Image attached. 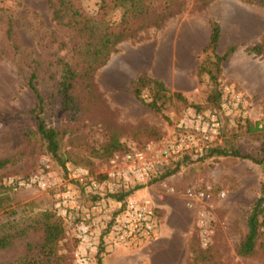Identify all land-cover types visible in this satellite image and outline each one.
<instances>
[{
    "label": "rangeland",
    "instance_id": "1",
    "mask_svg": "<svg viewBox=\"0 0 264 264\" xmlns=\"http://www.w3.org/2000/svg\"><path fill=\"white\" fill-rule=\"evenodd\" d=\"M65 1L68 7L63 8L61 18L55 19L48 0H0V159H7L0 169V194L6 198L0 208V224L12 220L16 227L10 229L12 234L26 230L0 250V264H74L79 247L77 217L71 209L69 219L62 218L58 206L62 202L60 196L68 189L73 195V208L80 200L85 211L89 209L96 196L91 190V180L101 179L99 175L117 153L108 154L111 137L131 148L158 144L188 104L201 109L214 108V104L205 101L212 88L207 75L196 74L213 20L222 30L218 53L222 55L230 46H236L222 64L221 85H235L244 96L245 116L250 126H258L250 131L242 119L232 126L226 119L223 145L253 155L264 145V53L254 56L245 51L248 45L264 40V5L247 0H212L201 7L195 0L168 3L148 0L150 12L132 17L114 0ZM52 4L56 6L59 1L52 0ZM158 14L172 17L156 27L153 22L158 21ZM87 26L100 33H123L130 38L118 44L115 51L111 50L108 65L95 69L89 79L78 80L69 111L61 103L60 71L62 64L67 63L75 71L83 72L85 61L90 57L89 43L95 42L89 38ZM159 54L171 57L175 71H179L176 82L180 89L170 91L183 93L188 101L182 104L172 99L165 104L167 119L133 97L131 85H114L107 79L109 70L117 68L129 81L143 69L154 75L162 71L161 67L156 68ZM32 72L36 76V90L45 100L46 121L62 133L60 151L67 161L66 169L47 153L37 134L31 114L36 97L28 81ZM186 88L190 92L185 93ZM148 127L158 128L162 138L155 142L157 136L149 133ZM41 170L65 183L64 186L50 192L37 188L14 190L7 186L9 178L27 179ZM74 174L85 175L86 189L70 178ZM262 181L264 164L238 157L213 156L186 163L169 179L134 189L124 200L149 201L160 210L161 203L170 204L181 213L182 219L186 214L189 241L181 264H264L261 249L248 257L237 253L247 232L249 207L260 194ZM207 187L212 188L207 202L197 201L191 207L186 204L187 188ZM100 204L105 211L91 215L99 226L92 254L94 251L100 254L102 264H140L136 251L107 250L100 243L101 234L122 202L104 194ZM204 208L213 231L212 241L206 248L198 244L201 240L197 219ZM45 211L60 217L65 229L51 253H46L44 246L46 233L41 217Z\"/></svg>",
    "mask_w": 264,
    "mask_h": 264
},
{
    "label": "trees",
    "instance_id": "2",
    "mask_svg": "<svg viewBox=\"0 0 264 264\" xmlns=\"http://www.w3.org/2000/svg\"><path fill=\"white\" fill-rule=\"evenodd\" d=\"M59 4L56 6H53L52 0H48L49 3H51V7H53V16L55 19H59L62 17L63 8L68 7V3L65 0H58ZM117 5H119L122 8H125L127 13H130L133 17H140L142 15H147L150 12V2L148 0H114ZM171 0H164V2H169ZM199 6L203 7L207 5L212 0H195ZM252 3H258L264 5V0H247ZM166 3V4H167ZM158 21L155 20L153 23L156 27H159L165 19H168L172 17L171 14L160 16L158 14ZM210 36L208 43L201 49V52L203 54L202 59L198 62L196 67V74L197 76H201L203 74H206L209 80V84L212 87L207 96L205 97V101L207 103H212L215 106H213L215 109L219 108L222 97L224 96V87L221 85V72H222V64L225 62L231 53L234 52L236 46H230V48H227L222 55L218 53V48L220 47V42L222 38V30L220 28V25L215 22L214 20L210 22ZM87 31L89 32V38L92 40H95L93 43H89V52L90 57L88 60L85 61V68L83 69L82 73H79L72 69L67 63H63L60 71V82H59V92L61 93V103L62 105L68 109L69 111L72 110V104L74 103V90L76 83L79 79L85 77L86 79H89L92 75V72L97 69L98 67L106 65L107 61L109 60V55L111 53V50L115 51L116 46L118 44H121L128 38H130L129 35L126 34H112L108 32H97L92 26H87ZM8 33L11 34V29L9 28ZM246 53L254 55V56H261L264 53V40L259 41L257 43H253L248 45L245 48ZM102 60H99L101 59ZM35 73L32 72L28 78L29 86L30 88L35 92L36 97V105L34 109L31 111V114L34 117L35 123H36V130L37 134H39L40 139L42 140V143L44 144L45 150L48 154H50L53 159L63 168L66 169V160L62 157L61 151H60V142H62V133L60 130L56 129L54 126L49 125L46 121L45 115H44V107H45V100L44 98L38 94L39 92L36 90L35 87ZM132 94L133 97H135L141 104L146 106L149 110L154 112L155 114L160 115L163 118H166L165 115V104H167L172 99L180 102V103H186L187 99L184 96L183 93L180 92H174L172 93L167 89L166 84L157 78H154L150 76L147 72L142 71L140 72L137 77L132 81ZM190 104H188L189 106ZM187 106V107H188ZM193 107H198V105H194ZM243 120L246 124V127L250 131H255L258 129V126H250V121H248L247 116L244 117H237L235 119L236 123L238 124L240 120ZM264 128V127H263ZM262 129V128H260ZM148 132L151 134H154L157 136V138L154 140L155 142L160 140L162 138V135H160V132L158 128L156 127H148ZM112 141L110 142V148L108 150V154H113L115 152L119 154L127 153L130 150H135V148L127 147V145L121 144L119 141H117L116 138H112ZM145 147L138 146V149H141ZM114 151V152H113ZM238 157L242 159H248L254 163L257 164H264V145L260 146L258 153L256 155L243 152L238 148L228 147L225 145H220L216 147L210 148L203 156L201 157H192L188 156L185 157L182 161L177 162L174 164L171 168L164 169L162 172L156 173L153 178L149 181V183H155L159 180H167L173 175H175L178 171L180 166H183L186 163H189L191 161H194L196 159H204L208 157ZM7 163V159H0V169ZM99 177L102 180L105 178V174H100ZM98 180L97 178H95ZM78 182V181H77ZM82 189H86V184L79 183ZM9 188H12L10 184H7ZM146 186V184H136V186L133 188H130L129 190H122L120 192H105V193H99L97 190L94 192L93 187L91 188L92 193L95 194V200H91L92 203H99L98 207L99 210L98 213L104 212V208H102L101 197H103L104 194H107L111 196L112 198H115L117 202H122V205L120 209L115 213L114 216H117L120 211H122L124 204H125V198L128 196L129 192H131L134 189L141 188ZM6 198L0 194V208L3 207V204L5 203ZM77 202H80L78 200ZM84 208V207H83ZM157 216L159 218V221L161 219V216L163 214V211L159 208L154 207ZM73 210V209H72ZM75 212V210H74ZM74 215L77 217V223L80 221V215L81 212L74 213ZM114 216L108 221L107 227L104 230V232L100 236V243L105 240V236L109 233L110 225L112 221L114 220ZM63 218V217H62ZM64 219V218H63ZM42 221V227H44L45 233H46V239H45V249L46 253H51L54 246L57 244V242L63 238V235L65 233L64 226H62V219L60 217L55 216L52 212H43V215L41 217ZM246 224H247V232L241 242L239 243L237 253L243 257L252 256L256 253L258 249H261L263 256H264V181H262L261 185V191L260 194L256 197V199L253 201L251 206L249 207L247 216H246ZM10 229H16L14 226V223L12 220H7L5 223L0 224V250L5 248L12 240V238L16 237L17 235L21 236L24 235L26 230L20 229L16 230L17 234L10 233ZM200 240V238H199ZM78 241V240H77ZM79 243V242H78ZM200 242H198L199 244ZM96 248V247H95ZM106 248V246H105ZM93 251V250H92ZM100 251V250H99ZM191 251L194 252L195 249L191 247ZM94 253L90 255V263L91 264H102V258L100 254ZM96 255V260L91 261L93 257Z\"/></svg>",
    "mask_w": 264,
    "mask_h": 264
},
{
    "label": "built area",
    "instance_id": "3",
    "mask_svg": "<svg viewBox=\"0 0 264 264\" xmlns=\"http://www.w3.org/2000/svg\"><path fill=\"white\" fill-rule=\"evenodd\" d=\"M243 94L231 84L224 87L219 108H197L188 106L181 116L171 126V131L164 136L158 144H147L141 149L130 150L123 154H114L109 161L105 178H93L91 186L94 192H120L135 187L136 184H149L153 176L164 169L171 168L185 157H201L210 148L223 145L225 120L230 126L235 124L237 117H244L245 101ZM44 170L27 179L9 178V184L14 190L43 189L54 191L65 183L46 174ZM85 175L74 174L70 178L85 183ZM212 188H187L184 192L186 204L191 207L194 202L208 201ZM174 192V191H172ZM72 193L67 190L61 194L60 215L69 219L71 209L81 212L80 221L76 224L79 247L75 253L74 264H91L90 255L96 247L95 239L98 237L99 226L96 225L94 215L99 210V203H92L85 211L81 202L72 206ZM208 206H210L208 204ZM205 209V208H204ZM198 215L200 227V243L207 247L212 241L213 231L209 225L206 209ZM92 220L90 223L88 220ZM96 226V228H94ZM159 218L154 206L149 201L130 199L126 200L122 211L114 216L109 233L105 236L104 244L107 250L125 249L137 251L155 240L159 231Z\"/></svg>",
    "mask_w": 264,
    "mask_h": 264
},
{
    "label": "crops",
    "instance_id": "4",
    "mask_svg": "<svg viewBox=\"0 0 264 264\" xmlns=\"http://www.w3.org/2000/svg\"><path fill=\"white\" fill-rule=\"evenodd\" d=\"M162 56L157 55L156 57V68L161 67V70L154 75L148 73V69H143L142 71L147 72L150 76L162 80L167 89L170 91L179 90L177 80H179V71H175L173 67V60L167 58L163 54ZM110 63V59L107 61V65ZM110 75L107 79L114 85H131L133 79L125 80L124 76L121 74L122 70L113 69L109 70ZM174 75H171V73ZM191 71L187 75V79H190ZM176 76V80L174 79ZM132 86V85H131ZM189 88L184 89L185 93L190 92ZM159 207L162 209L163 214L159 221V231L157 238L151 241L149 244L137 250L135 253L138 255V261L140 264H181L186 255L187 243L189 241V225L186 214L182 219V215L177 210L173 209L170 204L161 203Z\"/></svg>",
    "mask_w": 264,
    "mask_h": 264
}]
</instances>
